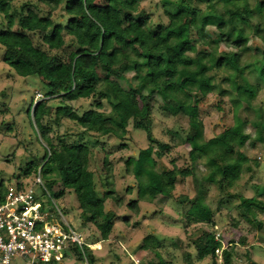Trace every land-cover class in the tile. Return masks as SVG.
<instances>
[{
  "label": "trees",
  "instance_id": "trees-1",
  "mask_svg": "<svg viewBox=\"0 0 264 264\" xmlns=\"http://www.w3.org/2000/svg\"><path fill=\"white\" fill-rule=\"evenodd\" d=\"M144 1L0 0V52L8 78L25 83L20 105L36 142L25 146L22 176H10L16 183L7 186L0 178V202L11 189L23 190L21 178H40L35 186L51 195L54 209L52 200L74 194L83 225H95L100 241H109L124 199L115 189L110 154L96 160L105 149L100 143L114 137L127 148L133 131H143L150 143L128 158L124 170L132 176L127 193L135 198L126 210L138 216L140 203H146L149 211L165 214L173 200L184 208L179 215L188 236L171 237L169 252L163 242L168 237L151 228L134 253L146 252L151 264H260L254 250L264 239L255 235L264 226V193L239 195L234 208L232 198L222 200L227 213L221 217L228 224L216 229L214 211L199 190L197 154L211 148L202 118L210 95L223 129L252 146L264 145V102L250 104L240 93L264 92V0H150L151 11L142 7ZM0 95L6 98L7 90ZM163 114L174 120L168 141L155 135ZM179 145L189 151L192 165L180 168L169 156L171 168L160 171V160ZM215 159L229 165L224 157ZM189 178L197 191L193 197L181 189ZM34 198L39 215L51 222L35 192ZM235 232L239 239L232 237ZM224 241L227 246L215 253ZM72 245L77 262H102L87 245ZM207 248L212 251L206 254ZM67 252L56 264H66Z\"/></svg>",
  "mask_w": 264,
  "mask_h": 264
},
{
  "label": "rangeland",
  "instance_id": "rangeland-1",
  "mask_svg": "<svg viewBox=\"0 0 264 264\" xmlns=\"http://www.w3.org/2000/svg\"><path fill=\"white\" fill-rule=\"evenodd\" d=\"M153 1L155 3L159 2V0ZM142 7L151 11L150 0H145L142 3ZM157 15H159V12L155 14V16ZM5 68L2 52H0V92L4 90L8 92L6 98H2L0 95V122H2L0 130L4 133L0 134V171H3L0 173V178L7 186H10L16 183V180H12L10 176L16 173L21 177V169H24L28 162L25 148L36 147V142L30 138V128L24 123L25 115L20 105L24 98L22 92L24 93L25 90L21 87L25 86V83H22V80L18 77L15 79L8 78ZM34 84L37 85L36 89L40 87L38 86V81H34ZM240 93L242 99L250 102V104L264 102V92L257 94L255 89L244 88L240 90ZM10 95H14L10 103V109L5 114H2L3 112L1 111L5 109L4 104L11 100ZM215 102V96L210 95L202 107V118L206 127V140L209 141L211 148L207 151L202 150L197 154V171L203 182L199 190L204 191L206 199L214 211V217L218 221L215 228L221 229L228 224L227 219L221 217L222 214L227 213L226 207L223 208L221 203L222 200L226 201L232 198L233 202H231L230 207L234 208L240 204L239 195L251 199L264 193L262 188L264 184V162L260 166L258 162L264 161V145L252 146L248 142L245 143L237 135L227 131L225 128L223 129L219 125L222 121V115L214 106ZM173 126L174 120L168 114L160 115L157 119L155 135L159 139L168 141L172 139V136L168 134V130ZM9 127H12L11 131ZM62 129L63 131L65 130L64 128ZM132 137L133 139L127 143L128 147L123 149L114 137L104 139L100 145H103L105 149L104 151L99 150L96 158L100 162L105 152L110 154L115 189L124 199V207L117 210L115 228L109 241H100L99 230L95 225H83L79 215V203L74 194H67L65 198L56 201L52 200L55 206L54 209L49 203L51 195L46 193L42 186H35L33 177L27 180L21 178L20 181V183L28 187H33L34 185L36 197L44 205L45 212L51 219V224L58 225L63 223L65 227L69 225L80 237V241L87 244L93 243L90 246L91 250L94 251L96 257L102 258V262L98 264H151L146 252L141 254L134 253L136 250L135 246L149 234L151 228L168 237L163 239V242L168 246L166 250L169 252H171V237L179 236L185 240L188 236L184 234L183 229L185 219L179 215L184 208L173 200L168 201L165 207V214H160L158 209L149 211L148 209L152 208V206L146 203H140L141 211L138 216L126 210V206L135 198L127 193L132 176L125 173V166L129 157H135L139 148H145L150 143L146 133L143 131H133ZM213 138H215L214 145L210 142ZM169 156L176 159L180 168H185L193 163L187 148L184 145H179L170 155H166L165 160H160V171L164 168H171ZM217 156L224 157L225 162L229 165L227 167L221 166L215 159ZM181 189L188 193L190 197L195 196L197 193L191 178L188 179L187 184ZM188 208L186 207V209ZM260 212V218L264 222V210H260ZM233 214L236 215L237 211L234 210ZM126 221H129V223L127 224ZM248 226L247 223L244 224V227ZM239 235L240 233L235 232L232 237L239 239ZM255 235H257V239L259 237L264 238V226L262 231L256 232ZM250 239L251 242L254 241L253 235H250ZM224 243L222 247L227 246L225 241ZM66 247L68 248L66 264H83L82 262H77L74 246L70 242H67ZM112 250L116 254L111 252ZM207 250L208 252L212 251V249L207 248L204 253L207 254ZM238 251L242 253L243 248L238 247ZM215 253L220 254L217 250H215ZM209 257L206 258V262L209 261ZM254 259L258 263L264 264V239L255 248ZM11 264L35 263L31 257H14ZM180 264H183V262L180 261Z\"/></svg>",
  "mask_w": 264,
  "mask_h": 264
},
{
  "label": "built area",
  "instance_id": "built-area-1",
  "mask_svg": "<svg viewBox=\"0 0 264 264\" xmlns=\"http://www.w3.org/2000/svg\"><path fill=\"white\" fill-rule=\"evenodd\" d=\"M37 183H41L40 178L35 180ZM33 187L24 185L18 193L11 189L4 202H0V264H11L14 257H31L35 263H60L67 242L83 245L69 226L45 222V217L39 215ZM40 223L44 225L41 227ZM217 238L219 241V234Z\"/></svg>",
  "mask_w": 264,
  "mask_h": 264
},
{
  "label": "clouds",
  "instance_id": "clouds-1",
  "mask_svg": "<svg viewBox=\"0 0 264 264\" xmlns=\"http://www.w3.org/2000/svg\"><path fill=\"white\" fill-rule=\"evenodd\" d=\"M45 217V222H49V221H47V219H46V216H44ZM58 225H64L63 223L62 224H58ZM69 226V225H68ZM70 227V226H69ZM71 228V227H70ZM72 229V228H71ZM73 230V229H72ZM74 231V230H73ZM72 244V243H71ZM90 243H85V242H83V245H87L88 247H90L91 245H93V244H91V245H89ZM82 245V246H83ZM68 249V248H67ZM65 252H64V258H63V260L65 259ZM35 263V262H34ZM42 262H39V263H35V264H41ZM52 263V262H51ZM45 264H47V263H45ZM56 264V263H55Z\"/></svg>",
  "mask_w": 264,
  "mask_h": 264
}]
</instances>
